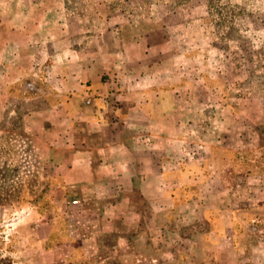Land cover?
<instances>
[{"label":"crops","instance_id":"0c3cea01","mask_svg":"<svg viewBox=\"0 0 264 264\" xmlns=\"http://www.w3.org/2000/svg\"><path fill=\"white\" fill-rule=\"evenodd\" d=\"M63 19L61 1L0 0L4 97L44 169L16 264L185 263L199 248L196 264H264V213L224 132L199 126L176 84L89 75Z\"/></svg>","mask_w":264,"mask_h":264},{"label":"rangeland","instance_id":"374dc122","mask_svg":"<svg viewBox=\"0 0 264 264\" xmlns=\"http://www.w3.org/2000/svg\"><path fill=\"white\" fill-rule=\"evenodd\" d=\"M56 1L65 39L89 75L98 70L110 86L176 84L199 126L224 132V158L264 213V0ZM4 90L0 68V264H16L17 225L33 217L44 169L23 130L22 105L7 104ZM196 251L185 263L169 254V264H196Z\"/></svg>","mask_w":264,"mask_h":264}]
</instances>
